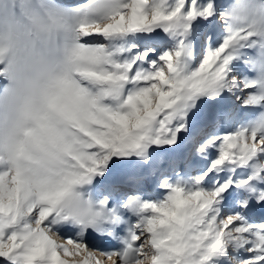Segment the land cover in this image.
I'll return each instance as SVG.
<instances>
[{
  "label": "snow or ice",
  "instance_id": "snow-or-ice-1",
  "mask_svg": "<svg viewBox=\"0 0 264 264\" xmlns=\"http://www.w3.org/2000/svg\"><path fill=\"white\" fill-rule=\"evenodd\" d=\"M5 15L41 49L70 32L77 67L75 102L48 101L62 127L41 117L0 157V264H264V0Z\"/></svg>",
  "mask_w": 264,
  "mask_h": 264
},
{
  "label": "clouds",
  "instance_id": "clouds-1",
  "mask_svg": "<svg viewBox=\"0 0 264 264\" xmlns=\"http://www.w3.org/2000/svg\"><path fill=\"white\" fill-rule=\"evenodd\" d=\"M42 2L61 9L69 7L60 0ZM234 3L236 0H228L229 5ZM52 40L51 46L41 49L34 43V29L29 22L0 16V58L13 62L17 68L11 91H4L9 81L0 80V157L5 160L14 156L21 144L30 147L25 132L35 128L38 121L43 122L41 117L62 127L48 108L52 96H59L67 104L76 100L71 83L77 67L75 41L68 31L54 32Z\"/></svg>",
  "mask_w": 264,
  "mask_h": 264
},
{
  "label": "rangeland",
  "instance_id": "rangeland-1",
  "mask_svg": "<svg viewBox=\"0 0 264 264\" xmlns=\"http://www.w3.org/2000/svg\"><path fill=\"white\" fill-rule=\"evenodd\" d=\"M60 2L65 4V5L71 6V5L75 4L77 2V0H60ZM193 66H195V64Z\"/></svg>",
  "mask_w": 264,
  "mask_h": 264
}]
</instances>
